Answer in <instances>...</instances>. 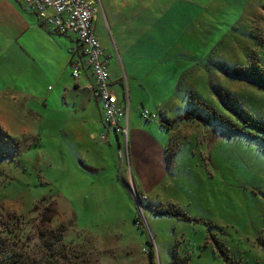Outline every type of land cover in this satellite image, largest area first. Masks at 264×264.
Segmentation results:
<instances>
[{
	"label": "rangeland",
	"instance_id": "rangeland-1",
	"mask_svg": "<svg viewBox=\"0 0 264 264\" xmlns=\"http://www.w3.org/2000/svg\"><path fill=\"white\" fill-rule=\"evenodd\" d=\"M185 1L194 18L185 28L174 13L173 44L164 57L150 56L148 74L135 81L156 114L144 122L134 109L137 120L168 142L146 155L130 145L127 153L123 140L118 148L113 131L106 142L91 135L90 148L74 145L57 107L60 84L47 74L26 80L28 57L0 32V214L21 215L31 244L49 230L54 240L60 228L71 264H174L175 252L186 264H264V0H182V8ZM99 13L96 31L106 26ZM79 149L94 157L84 164ZM91 159L105 169L95 173ZM49 202L57 214L45 222L39 214ZM169 206L187 219L163 214Z\"/></svg>",
	"mask_w": 264,
	"mask_h": 264
},
{
	"label": "crops",
	"instance_id": "crops-1",
	"mask_svg": "<svg viewBox=\"0 0 264 264\" xmlns=\"http://www.w3.org/2000/svg\"><path fill=\"white\" fill-rule=\"evenodd\" d=\"M180 1L182 0H99L100 19L106 26L103 25L102 30H93V33L104 51L111 88L118 102L127 105L125 122L128 141L116 133L114 138L118 148L122 146V140L124 141L127 153L130 145L134 156L146 155L149 147H153L154 144L161 151V148L166 147L168 143L163 142V133L159 130H157L158 142L150 131L153 126L137 120L136 113H141V111L137 112L138 105L141 104L142 109H146L147 101L154 103L147 95L146 85L136 84L135 81L140 80L141 75L148 74L150 56L159 58L164 54V57L167 48L173 44L172 38L178 33L168 28V25L176 23L174 15L179 13L184 16L185 28L188 20L194 18L195 5L193 3L188 5L185 1L182 8ZM15 2L22 6L16 0H0V32L5 30L8 33L9 38L6 40L8 47L13 50L18 49L28 57L29 61L25 63L24 68H29L23 73L26 80L31 81L32 76L38 79L47 74L54 80L55 85L60 84V92L56 96L59 103L57 107L60 108V113H66L63 121L71 122L67 128L68 135L74 145L90 148L92 144L90 136L103 133L105 126L101 120L100 104L91 94L89 70L86 68L80 70V74L82 71L84 75L83 79H80V75L78 78H73L66 72L67 61L72 57L71 54L69 55V50L73 51L77 37L73 34H57L63 36L59 37L49 33L44 27L32 26L26 21L27 13H23V6L20 10ZM182 17H179L180 22ZM105 34L107 39L110 34V40L107 42L104 38ZM71 37H74V40ZM156 107L160 114L164 113L160 107ZM75 153L83 163L88 156L94 157L92 151L86 154L83 149ZM102 162L103 160L91 159L90 163L94 167L90 168L97 173L105 169ZM95 166L99 169L96 170ZM139 168L137 164L136 169ZM139 184L140 188L144 187Z\"/></svg>",
	"mask_w": 264,
	"mask_h": 264
},
{
	"label": "built area",
	"instance_id": "built-area-1",
	"mask_svg": "<svg viewBox=\"0 0 264 264\" xmlns=\"http://www.w3.org/2000/svg\"><path fill=\"white\" fill-rule=\"evenodd\" d=\"M24 3L50 30L77 37L73 51L80 57L71 64L72 77L78 78L81 68L88 69L91 74V94L100 104L101 120L107 129V132L101 133L98 138L106 142V134L113 131L126 140L127 105L118 102L111 88L103 49L93 33V20L99 11V0H24ZM141 116L147 121L156 119V114L146 109L141 111Z\"/></svg>",
	"mask_w": 264,
	"mask_h": 264
},
{
	"label": "trees",
	"instance_id": "trees-1",
	"mask_svg": "<svg viewBox=\"0 0 264 264\" xmlns=\"http://www.w3.org/2000/svg\"><path fill=\"white\" fill-rule=\"evenodd\" d=\"M17 1H23L24 3V0H17ZM26 8L29 9L27 6ZM35 15L37 16L36 13ZM37 20L39 22V25L41 27H44L49 33L61 34L56 31H52L48 27L44 26L38 16H37ZM62 34H65V33H62ZM69 52L72 55V57L69 60V63L72 64L73 61L77 60V59L73 60V57L75 56V54L78 57L80 56L77 52H74L71 49L69 50ZM103 57H104V51H103ZM250 64L254 66L253 69H255L256 71H259V69H257L259 68L257 64L253 62ZM82 69L84 68H81L80 70ZM235 74L237 76H241L238 73H235ZM92 83H93V80L91 77L90 85H92ZM199 103H201V106L203 105L205 106V108H208L202 102L199 101ZM209 112L213 116V119L216 120L217 122H222L224 125H227V126H236L234 123L232 124L228 123L229 120L227 119L223 120L222 119L223 115L216 114V112H213V111H209ZM206 118L208 117H205V119ZM161 126L165 127L164 124H161ZM41 200L43 202L46 201L45 198H42ZM162 213L174 215L179 219H187L186 215L176 210L173 206H169L168 208L164 209ZM56 214H57V208H56L55 203L49 202L45 207H43L39 216L42 217V220H44L45 218V222H49ZM137 218H134L135 224L138 223ZM21 221H22L21 215L9 214V213L0 214V264H64L65 262L66 264H71L70 261L67 260V256H66V254H68V250L66 249L67 244L62 240L61 236H62L63 231L60 228L58 229L59 234L53 236L54 240L51 238V234L54 231L49 230L48 235L46 236V239H43L39 245H36V244H31L30 239L27 236L25 237V234L23 233V224H21ZM42 236H45V235L42 234ZM263 246H264V242H263ZM151 252H152V249L149 252L150 255L152 254ZM172 258H173L172 261L174 264H186L188 261L187 258H183L177 255L176 252L172 256Z\"/></svg>",
	"mask_w": 264,
	"mask_h": 264
},
{
	"label": "water",
	"instance_id": "water-1",
	"mask_svg": "<svg viewBox=\"0 0 264 264\" xmlns=\"http://www.w3.org/2000/svg\"><path fill=\"white\" fill-rule=\"evenodd\" d=\"M196 118L199 119V120H201V121H203V120H202L200 117H198V116H197Z\"/></svg>",
	"mask_w": 264,
	"mask_h": 264
},
{
	"label": "snow or ice",
	"instance_id": "snow-or-ice-1",
	"mask_svg": "<svg viewBox=\"0 0 264 264\" xmlns=\"http://www.w3.org/2000/svg\"><path fill=\"white\" fill-rule=\"evenodd\" d=\"M212 87H213V88H214V90H215V87H216V86H215L214 84L212 85Z\"/></svg>",
	"mask_w": 264,
	"mask_h": 264
}]
</instances>
